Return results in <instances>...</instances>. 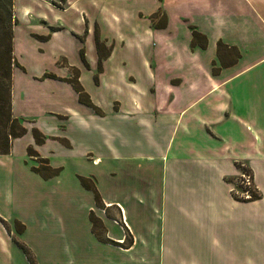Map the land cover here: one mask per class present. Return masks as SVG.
I'll return each mask as SVG.
<instances>
[{
	"label": "crops",
	"instance_id": "obj_1",
	"mask_svg": "<svg viewBox=\"0 0 264 264\" xmlns=\"http://www.w3.org/2000/svg\"><path fill=\"white\" fill-rule=\"evenodd\" d=\"M14 12L10 106L25 130L0 164L44 187L16 194L20 219L45 227L52 195L92 197L80 176L110 203L100 182L114 163L121 233L90 241L105 264H264V0H33L35 63ZM41 160L57 172L34 170ZM241 166L257 198L234 195ZM8 199L0 185V264H31L3 221ZM85 241L32 246L39 264L87 263Z\"/></svg>",
	"mask_w": 264,
	"mask_h": 264
},
{
	"label": "rangeland",
	"instance_id": "obj_2",
	"mask_svg": "<svg viewBox=\"0 0 264 264\" xmlns=\"http://www.w3.org/2000/svg\"><path fill=\"white\" fill-rule=\"evenodd\" d=\"M25 4H33V0H15V4L14 0H0V67L3 65L2 58H4L5 55L7 56V53L4 54V50L7 49V46L10 43L5 36L8 29L7 26L8 24H11L13 27L15 23L14 7L20 16V23L17 29L16 37L19 44L18 48L21 50L20 55L27 63H35L36 61L32 54L26 52V49L33 46V44L35 45V43L31 42V39L25 37V31L28 30L31 25L34 27L35 22L32 24L29 20L24 18L22 9ZM10 55V65L12 67L16 61L14 59L13 49L11 50ZM45 62L48 63V59L46 57ZM0 74L4 75L3 67L0 68ZM2 80L3 82H0V131L3 132V130H8L10 127L8 126L10 120L8 119L7 108L11 104V79L3 77ZM14 128L17 129V123H15ZM112 165L111 169L113 172L111 173V176L103 175V179L100 182L103 194L107 199L112 200L110 203L107 204L102 201V197L98 189L97 192L100 198L99 202H96L95 194H93L92 197H86L80 193H72L69 196H65L63 199L60 198V196L58 197L57 194H54L52 195L54 197L48 198L50 201L54 200V212L53 214H50V216L47 214V216H49L47 219L49 220V224L42 227L31 221L28 225L22 221L19 214H25V211L27 210L26 206L22 205L16 211L15 202L16 194L19 203V198L21 197V199H23L22 195L25 196L26 192L32 190H39L40 192L44 190V187L39 184L38 180H36L34 176L27 174L25 170L18 169L16 170L18 174L15 173L14 170L16 164L8 163L6 164L5 169L4 166L0 164V185L2 189L4 188L7 191L8 197H11V199H8L7 204H5L6 217L3 221L10 236L15 242H17V244L26 247L36 264H39V262L34 255L32 244L35 243L37 239H42L43 237L50 238L55 242H60V244H63L65 240L71 239L86 240V247L88 246V253H86L88 258L86 259H88V262H83L82 258L77 259L74 257L71 259V264H105L106 260L104 257L106 256L107 250L104 249L105 247H102V249H95L94 244L90 243V241L106 240V237H113L112 235H114V233H121V227L119 226L118 221L114 222V163ZM10 167H12V172L9 170ZM243 167L245 166H242V168ZM246 169L251 173L248 168ZM238 180L239 179L236 177L234 186L237 188L239 193L240 189L237 185ZM68 182L71 183L69 180ZM87 182L94 184V181L91 178H87ZM251 186H254V183H252ZM46 189L50 191L56 190L58 187L48 185ZM112 204L113 206H110ZM23 246L21 247L23 248ZM151 248L153 249V252L158 253V244L151 246ZM61 257L62 255L57 256L56 258L51 257V263L67 264V262H65L66 260L64 261V258ZM112 259L114 261V258Z\"/></svg>",
	"mask_w": 264,
	"mask_h": 264
},
{
	"label": "trees",
	"instance_id": "obj_3",
	"mask_svg": "<svg viewBox=\"0 0 264 264\" xmlns=\"http://www.w3.org/2000/svg\"><path fill=\"white\" fill-rule=\"evenodd\" d=\"M7 31L5 33V36L7 37V39L9 40V45L7 46V49L4 50V54L7 53V56L5 55L4 58H2V61H3V65L1 67H3V74H0V82L2 83L3 82V77H8L11 79V70H12V67L10 65V53H11V50L13 49V27L11 26V24H8L7 26ZM193 33V36H192V42L194 43L195 40H197L198 36H200V32H198L197 30L193 29L192 31ZM203 38H204V35H201ZM206 42V39L204 38L203 39V44H205ZM0 67V68H1ZM75 83V87L77 88V90L79 91L80 93V97L83 99V100H87L85 95H84V92L81 88V86L77 83V82H74ZM1 89V87H0ZM9 90V89H8ZM1 107V106H0ZM7 111H8V119L10 120V122L8 123V126L9 129L8 130H3L0 131V153L1 152H7L9 150V147H10V141H11V138L16 136V135H19V134H22L25 130V127L19 122L18 118L14 117L11 113V106L9 105V107L7 108ZM11 116V117H9ZM15 123H17V129L14 128V125ZM36 138L37 140L40 139V136L39 134L36 132ZM42 163H40L39 165H34L33 166V169L38 171L41 175H43L44 177H48V176H51L53 174H55L57 172V168H54L52 166H50L46 161L44 160H41ZM242 167V166H241ZM243 168H247V167H243ZM87 178L88 177H84V176H80V180L81 182L86 186V187H89L91 189H93L94 191V194H95V198H96V202H99L100 201V198H99V194L97 192V189L95 187V185L93 183H88L87 182ZM238 188L239 189H244L245 187L242 186L241 184H238ZM249 190H250V195L249 196H242V195H239L237 193L234 192V195L238 198H241V199H253V198H257L259 196V192H258V189L257 187L254 185V186H250L249 187ZM23 246V245H21ZM23 249L28 257V259L30 260L31 264H36V262L34 261L33 257L31 256V254L29 253V251L26 249L25 246H23Z\"/></svg>",
	"mask_w": 264,
	"mask_h": 264
},
{
	"label": "built area",
	"instance_id": "obj_4",
	"mask_svg": "<svg viewBox=\"0 0 264 264\" xmlns=\"http://www.w3.org/2000/svg\"><path fill=\"white\" fill-rule=\"evenodd\" d=\"M238 180V184H241L242 186H244V189H240V192L238 193L237 188H235V186H233V190L235 193L242 195V196H249L250 195V190L249 187L252 185L253 183V177H252V173L248 172L247 169L242 168L237 176Z\"/></svg>",
	"mask_w": 264,
	"mask_h": 264
}]
</instances>
